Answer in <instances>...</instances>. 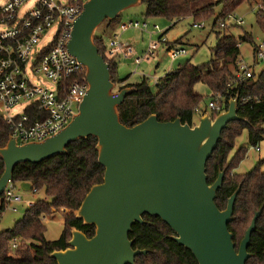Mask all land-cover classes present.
<instances>
[{"label":"water","instance_id":"1","mask_svg":"<svg viewBox=\"0 0 264 264\" xmlns=\"http://www.w3.org/2000/svg\"><path fill=\"white\" fill-rule=\"evenodd\" d=\"M144 0H87L74 20L69 52L86 66L88 92L79 111L68 125L53 136L19 144L9 134L0 148L5 169L0 177V197L14 180L13 171L21 163L38 164L67 153L71 142L94 136L99 163L104 166L103 182L91 186L75 213L95 232L87 236L72 228L68 247L49 255L57 264H135L146 249H134L129 237L133 225L145 222L143 214L158 216L175 232L173 238L195 255L198 264H246L253 231L263 208L255 211L250 226L236 248L229 224L235 219L234 206L239 186L220 209L215 199L223 186L226 171L208 182L206 164L222 138V131L239 115V93L215 117L204 112L195 124L178 116L168 122L151 113L129 127L120 119L119 105L135 88L116 86L110 66L99 53L96 32L105 20ZM155 73L154 71H151ZM154 82L151 81V85ZM117 89V90H116ZM21 188L29 190L30 182Z\"/></svg>","mask_w":264,"mask_h":264},{"label":"trees","instance_id":"2","mask_svg":"<svg viewBox=\"0 0 264 264\" xmlns=\"http://www.w3.org/2000/svg\"><path fill=\"white\" fill-rule=\"evenodd\" d=\"M193 1L144 0L142 2L147 7L145 14L147 17L182 20L184 17L192 16L195 23L202 21L198 17L207 19L214 15L216 4L225 5L214 23V28L218 31L212 59L199 65L188 61L177 69L168 71L166 76L158 80V91L151 85L150 78L145 75L134 83L128 81L129 76L121 78L117 73L118 58L107 57L108 46L101 35H96L95 41L99 53L109 63L112 80L117 88L122 86L135 88L119 105L121 122L129 127L143 121L151 113H156L158 119L164 122L174 120L178 116L183 122H192L194 110L201 105L203 99L195 88L200 82L207 84L213 93L219 91L224 95L225 109L229 106L228 100L236 93L241 97H251L239 108V115L244 120H234L222 131V138L206 164L209 183L217 179L221 170L226 171L223 186L215 199L220 209L227 207L228 198L241 186L234 206L235 219L229 224L230 231L235 235L237 248L253 220L255 211L264 207V169L262 168L264 160L259 161L246 173L236 171L247 156L243 147L236 148V140L243 131L248 130L249 142L252 145L256 146L264 139V73L258 75L255 80L245 81L232 88L226 86L241 57L240 40L233 35L223 34L221 31L227 28L220 29L218 23L242 3L253 0H216L214 4H207L198 9L193 8ZM118 17L119 15L115 20L104 22L112 26ZM257 20L264 29V17L257 16ZM169 29H166L163 35ZM252 39L249 33H245L241 38L243 41ZM169 44L176 45L180 42L177 40ZM216 115L213 112V116ZM9 134V125L0 113V148L7 144ZM97 143L96 137L88 136L86 139L71 142L65 154L55 155L38 164L25 162L15 167L13 171L15 183L30 182V189L44 191L48 199L39 198L35 206L28 207L25 215L16 222L14 228L0 232V264H57L49 254L56 249L68 247L72 228L82 230L88 237L94 234L95 225L85 224L72 212L64 216L65 228L60 237L56 241H50L45 238L46 225L43 218L53 217L58 212L55 209L57 207L77 210L91 186L103 182L105 168L99 163ZM4 169L5 162L0 156V177ZM0 200H2L1 214L6 209L4 195ZM143 219L145 222L133 225L129 233V237L134 241V249L147 250L146 254L142 253L136 257L135 264H198L193 252L173 238L175 232L165 221L149 214H143ZM14 237L19 240V246L13 250ZM248 250L252 256L246 264H264V208L253 231Z\"/></svg>","mask_w":264,"mask_h":264},{"label":"built area","instance_id":"3","mask_svg":"<svg viewBox=\"0 0 264 264\" xmlns=\"http://www.w3.org/2000/svg\"><path fill=\"white\" fill-rule=\"evenodd\" d=\"M31 0H7L0 7V108L10 128V134L18 143L37 142L59 132L66 127L73 116L78 113L79 105L88 92L86 66L74 57L68 49V41L72 36L73 22L82 13L83 4L87 0H36L34 5L25 13L21 6ZM257 4V16L264 17V0H253ZM245 23L243 16L231 12L218 27L226 29ZM204 21L194 23L195 28H203ZM148 29V23L129 21L121 23V30L130 28ZM156 30L160 27L155 25ZM52 37L47 41L46 36ZM164 33V32H163ZM161 34L160 38L164 35ZM160 42H167V39ZM43 41L44 43L42 44ZM159 42H152L144 58L137 57L136 63L142 59L150 60L159 48ZM264 44L256 45L252 64L239 59L234 68L233 76L227 82L232 88L245 81L255 80L258 75L255 67L264 62ZM169 55L174 61L187 54L183 44H169ZM133 53L130 43L121 40V34L116 33L107 50V57L116 58L120 54ZM257 73V74H256ZM54 83L53 87L46 86L43 80ZM154 89L158 91V81H153ZM251 97L240 96L238 107L245 105ZM224 95L217 91L208 105L198 106L194 110L192 124L197 123L198 117L210 111L218 114L225 110ZM25 103L20 113H12L14 107ZM197 120V121H195ZM259 150V147H256ZM21 184L10 181L4 192L6 204H18L24 201L20 194ZM38 192L36 189H29ZM47 200V196L43 197ZM27 207L36 205L37 200L24 201ZM61 209L60 207L56 208ZM14 211H18L13 207ZM65 210L66 209H63ZM44 217L43 219H45ZM12 249L19 246V240L14 237Z\"/></svg>","mask_w":264,"mask_h":264},{"label":"rangeland","instance_id":"4","mask_svg":"<svg viewBox=\"0 0 264 264\" xmlns=\"http://www.w3.org/2000/svg\"><path fill=\"white\" fill-rule=\"evenodd\" d=\"M6 1L7 0H0V7ZM35 1L36 0H31L21 6V13H25L28 9H30L34 5ZM215 2L216 0H194L192 6L194 9H198V7L211 3L214 4ZM224 8L225 5L216 4L214 7V15L207 19H205L206 17H198V19L205 22L206 26L203 28H195V19L192 16L184 17L182 20H171L166 17H147L145 15L147 7L145 3H140L122 12L118 17V20L113 23L112 26H108L106 22H103L98 28L96 35H101L103 37L108 48L110 47V43L116 33L121 34L122 41L128 42L132 45V54H120V56L116 57V59L118 58L119 60L117 73H119L121 78L129 76V81L134 83L141 80V78L145 75L149 77L151 81H158L160 78L166 76L168 71L175 70L188 61L194 65H199L212 59L214 56L213 49L217 44L216 32L218 31L214 28V23L216 17L224 10ZM235 13L237 16H243L245 23L240 26H231L221 32L230 36L233 35L240 40V59L247 64H252L255 45L264 44V29H262L257 20V4L248 1L244 2L235 9ZM133 20L139 21L142 24L144 22L148 23V29L143 31L141 28L133 27L125 31L121 30V23H128ZM175 22L177 23L174 24ZM155 25H158L160 29L156 30ZM2 28H4V25L1 24L0 30ZM168 28L170 29L163 36L167 39V42H160V40H164L163 37L160 38L161 34ZM52 33L53 30L49 36H46L47 41L51 39ZM245 33L251 34L253 39L251 41L241 40ZM177 40L180 44H183L186 47L187 54L173 61L167 48L169 42H175ZM41 42L42 44L44 43L43 41ZM152 42H159L160 45L154 57L150 60L142 59L141 63H136L137 57H145L144 55L148 52ZM255 69L257 70V73H261L264 70V62L259 63ZM152 70L155 73H152ZM43 82L50 88L54 85L53 82L45 78ZM195 88L203 97L200 104L204 108L208 105V102L214 95L213 90L203 82L197 83ZM24 105L25 103L14 107L12 113H20L22 111V106ZM1 111L2 109L0 108V113ZM257 146L259 147V150L256 149ZM238 147H243L247 152V156L239 164L238 169L236 168V171L246 173L251 170V167L258 164L259 161L264 160V139L256 146L250 144L248 130H244L237 138L236 148ZM262 168L264 169V162L262 164ZM19 191L24 201L31 199L38 200L39 198H43L45 196V193L42 190H38L36 193L31 190L24 189ZM24 201L18 204H6V209L0 214V232L9 228H14L16 222L23 218L26 210L28 209ZM1 203L2 200H0V205ZM13 207H16L18 211H14ZM72 212L76 213L77 210ZM72 212L68 209L66 211L62 210L61 208L53 217L46 216L47 218L44 219V223L46 225L45 238L50 241H56L65 228L64 216Z\"/></svg>","mask_w":264,"mask_h":264},{"label":"crops","instance_id":"5","mask_svg":"<svg viewBox=\"0 0 264 264\" xmlns=\"http://www.w3.org/2000/svg\"><path fill=\"white\" fill-rule=\"evenodd\" d=\"M153 71V70H152ZM129 81V80H128ZM130 82V81H129ZM237 169H238V167H237ZM241 172V171H240ZM241 173H245V172H241ZM67 210V209H66ZM69 210V209H68ZM73 211V210H72ZM71 210H70V212H72Z\"/></svg>","mask_w":264,"mask_h":264}]
</instances>
